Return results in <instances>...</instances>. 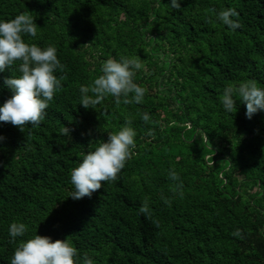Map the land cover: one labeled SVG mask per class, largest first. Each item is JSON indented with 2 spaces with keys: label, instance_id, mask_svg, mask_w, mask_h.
<instances>
[{
  "label": "trees",
  "instance_id": "16d2710c",
  "mask_svg": "<svg viewBox=\"0 0 264 264\" xmlns=\"http://www.w3.org/2000/svg\"><path fill=\"white\" fill-rule=\"evenodd\" d=\"M225 8L234 30L215 20ZM22 12L38 26L22 38L55 46L63 79L37 126L0 122V264L35 234L67 238L81 264H264V111L220 102L227 85L264 87V0H0V19ZM121 56L139 59L142 102L81 106L80 85ZM125 121L135 147L117 179L71 198V170ZM14 222L26 232L11 239Z\"/></svg>",
  "mask_w": 264,
  "mask_h": 264
},
{
  "label": "clouds",
  "instance_id": "9594fccd",
  "mask_svg": "<svg viewBox=\"0 0 264 264\" xmlns=\"http://www.w3.org/2000/svg\"><path fill=\"white\" fill-rule=\"evenodd\" d=\"M168 2L172 8H180V0ZM237 16L235 9L225 8L215 13V20L234 30L239 24L232 18ZM37 28L34 17L23 12L11 19H0V73L9 69L15 61H21L18 65L20 75L4 77L0 85L11 91V96L0 103V122H10L20 129L25 125L37 126L44 119L49 102L62 86L63 77L55 74L62 67L55 46L41 48L22 38L24 34L35 37ZM140 68L139 59L135 57L108 58L102 63L98 77L88 85H80V105L86 109L93 108L108 95L116 98L117 102L122 96L124 103L142 102L145 89L133 81L134 72ZM129 93L132 94L130 99ZM234 94L245 107V118L251 119L257 111H264V87L251 81L242 82L235 88L227 85L220 102L228 113L232 112L236 104ZM142 119L147 121L148 115L145 113ZM59 132L67 136L69 129L64 126ZM135 136V129L129 121H125L116 132L108 134L107 140L93 150L86 151L70 172L73 186L70 197H91L93 192L101 188L102 181L116 180L117 174L132 155ZM0 140H3L2 136ZM168 176L172 180L178 179V174L171 168ZM140 211H145V208L141 207ZM25 232L23 223L9 224L8 236L11 239L23 236ZM234 235H239L238 229ZM10 264H81V260L67 238L52 240L49 236L35 234L19 243L13 251ZM82 264L93 262L85 255Z\"/></svg>",
  "mask_w": 264,
  "mask_h": 264
}]
</instances>
